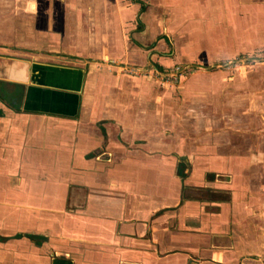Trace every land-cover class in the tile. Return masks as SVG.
<instances>
[{"label":"crops","instance_id":"0c3cea01","mask_svg":"<svg viewBox=\"0 0 264 264\" xmlns=\"http://www.w3.org/2000/svg\"><path fill=\"white\" fill-rule=\"evenodd\" d=\"M255 57L264 0H0V264H264Z\"/></svg>","mask_w":264,"mask_h":264},{"label":"rangeland","instance_id":"374dc122","mask_svg":"<svg viewBox=\"0 0 264 264\" xmlns=\"http://www.w3.org/2000/svg\"><path fill=\"white\" fill-rule=\"evenodd\" d=\"M253 60H256L257 62H253V63H251L250 61H248V62H246V63H249V64H246V65H256V64H260V63H264V62H262L263 60H264V58L263 57H258V58H253ZM180 69V71L182 72L183 71V73H184V71L186 70V68H185V66L184 67H180L179 68Z\"/></svg>","mask_w":264,"mask_h":264},{"label":"built area","instance_id":"2783aa9c","mask_svg":"<svg viewBox=\"0 0 264 264\" xmlns=\"http://www.w3.org/2000/svg\"><path fill=\"white\" fill-rule=\"evenodd\" d=\"M179 69V68H178ZM177 69V70H178ZM129 71L131 72V73H135L136 71L132 68V69H129Z\"/></svg>","mask_w":264,"mask_h":264}]
</instances>
